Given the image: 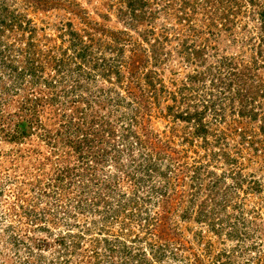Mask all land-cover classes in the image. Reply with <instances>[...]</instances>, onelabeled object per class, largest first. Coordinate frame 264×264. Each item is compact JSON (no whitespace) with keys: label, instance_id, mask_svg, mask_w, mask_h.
I'll list each match as a JSON object with an SVG mask.
<instances>
[{"label":"rangeland","instance_id":"374dc122","mask_svg":"<svg viewBox=\"0 0 264 264\" xmlns=\"http://www.w3.org/2000/svg\"><path fill=\"white\" fill-rule=\"evenodd\" d=\"M0 264H264V0H0Z\"/></svg>","mask_w":264,"mask_h":264}]
</instances>
